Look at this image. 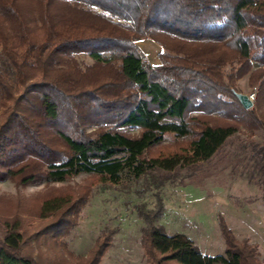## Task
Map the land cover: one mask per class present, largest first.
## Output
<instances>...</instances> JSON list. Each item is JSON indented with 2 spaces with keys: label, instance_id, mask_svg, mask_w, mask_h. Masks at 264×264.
I'll list each match as a JSON object with an SVG mask.
<instances>
[{
  "label": "trees",
  "instance_id": "obj_1",
  "mask_svg": "<svg viewBox=\"0 0 264 264\" xmlns=\"http://www.w3.org/2000/svg\"><path fill=\"white\" fill-rule=\"evenodd\" d=\"M143 40L161 48L158 65L141 55ZM77 54L93 63L81 66ZM245 77L256 89L251 110L236 97ZM259 131L264 0H0V182L92 180L0 197V264H100L111 233L84 257L64 241L94 185L194 167ZM259 154L263 162L264 147ZM162 212L161 201L155 213L140 211L149 264H264L223 219L225 252L210 256L155 226Z\"/></svg>",
  "mask_w": 264,
  "mask_h": 264
},
{
  "label": "rangeland",
  "instance_id": "obj_2",
  "mask_svg": "<svg viewBox=\"0 0 264 264\" xmlns=\"http://www.w3.org/2000/svg\"><path fill=\"white\" fill-rule=\"evenodd\" d=\"M136 44L145 60L159 64V46L150 40ZM75 58L81 66L93 63L86 54ZM237 90L248 96L256 94V89L248 85V77L237 82ZM172 143L167 140L164 145ZM263 147L264 131L252 137L238 134L211 160L197 166L172 173L155 172L138 180L124 174L119 185H94L78 225L64 238L68 250L76 257H84L97 239L111 233V246L100 264H149L142 247L147 223L140 211L155 213L161 201L162 215L153 221L168 235H186L204 255H223V219L237 240H248L258 247L264 263V161L261 154L257 155ZM91 181L85 174L65 183L27 187L7 180L0 182V197H33L51 189L90 185Z\"/></svg>",
  "mask_w": 264,
  "mask_h": 264
},
{
  "label": "water",
  "instance_id": "obj_3",
  "mask_svg": "<svg viewBox=\"0 0 264 264\" xmlns=\"http://www.w3.org/2000/svg\"><path fill=\"white\" fill-rule=\"evenodd\" d=\"M236 97L238 98L240 104L246 109L251 110L254 107V103L250 100L248 95L242 93H236Z\"/></svg>",
  "mask_w": 264,
  "mask_h": 264
},
{
  "label": "built area",
  "instance_id": "obj_4",
  "mask_svg": "<svg viewBox=\"0 0 264 264\" xmlns=\"http://www.w3.org/2000/svg\"><path fill=\"white\" fill-rule=\"evenodd\" d=\"M255 97H256V94H255V93L249 96V98H250V100H251L252 102H254Z\"/></svg>",
  "mask_w": 264,
  "mask_h": 264
},
{
  "label": "crops",
  "instance_id": "obj_5",
  "mask_svg": "<svg viewBox=\"0 0 264 264\" xmlns=\"http://www.w3.org/2000/svg\"><path fill=\"white\" fill-rule=\"evenodd\" d=\"M210 256H213V255H210Z\"/></svg>",
  "mask_w": 264,
  "mask_h": 264
}]
</instances>
